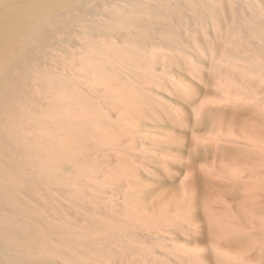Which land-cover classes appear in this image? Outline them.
Listing matches in <instances>:
<instances>
[{"label": "rangeland", "instance_id": "374dc122", "mask_svg": "<svg viewBox=\"0 0 264 264\" xmlns=\"http://www.w3.org/2000/svg\"><path fill=\"white\" fill-rule=\"evenodd\" d=\"M5 1L0 13L25 0ZM114 2H87L81 15L98 19ZM187 28L178 32L183 47L152 39L143 52L150 72H123L128 86L120 98L92 90L85 61L101 40L78 30L51 39L27 67L28 82L20 81L19 96L8 103L16 110L12 126L36 133L29 127L54 98L56 76L81 88L103 117V136L113 133L103 139L107 146L90 145L83 169L65 181L23 170L43 193L24 199L48 221L80 226L94 217L111 230L104 231L102 257L60 249L43 253L46 264H264V104L247 99L263 85L229 61L239 49L232 31L218 32L209 20Z\"/></svg>", "mask_w": 264, "mask_h": 264}, {"label": "bare ground", "instance_id": "6f19581e", "mask_svg": "<svg viewBox=\"0 0 264 264\" xmlns=\"http://www.w3.org/2000/svg\"><path fill=\"white\" fill-rule=\"evenodd\" d=\"M93 1L25 0L4 6L0 13V264H46L43 253L60 249L78 248L99 258L106 249L103 234L111 231L107 227L101 229L94 217H87L80 226L48 221L38 206L24 199L40 194L41 185L33 179V174L47 182L58 178L65 181L73 169L79 166L83 169L81 159L90 145L103 144L106 139L103 117L84 91L64 78L53 79L50 74L52 81L47 85L55 99L47 100L45 110L38 113L33 127H29L36 133L26 136V129L11 125L16 110L8 103L19 96L21 80H27V67L38 60L39 49L54 37L78 30L86 38L101 40L99 45V41L94 43L96 47L90 46L94 52L85 61L87 74L92 77V90L102 88L111 98H120L128 86L123 72H150L148 66L143 67L146 66L143 52L152 47V39L173 50L181 43L180 30L186 31L190 22L209 20L218 32L234 33L235 46L239 49L234 48L236 51L229 61L239 65L257 85H263L247 99H252L253 104H264V0H114L116 6L98 19L82 16L83 5ZM194 43L202 46L199 39H194ZM86 87L90 91V82ZM111 133L106 136L108 140ZM26 168L33 173L27 179L23 175Z\"/></svg>", "mask_w": 264, "mask_h": 264}]
</instances>
